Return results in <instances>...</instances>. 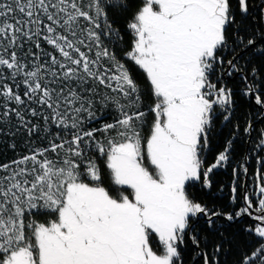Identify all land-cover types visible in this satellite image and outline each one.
Segmentation results:
<instances>
[{"label":"snow or ice","instance_id":"snow-or-ice-1","mask_svg":"<svg viewBox=\"0 0 264 264\" xmlns=\"http://www.w3.org/2000/svg\"><path fill=\"white\" fill-rule=\"evenodd\" d=\"M249 8V0H0V116L23 122L21 109L34 103L58 129L48 146L0 164V264H185L189 242L203 264H218L195 225L222 216L253 220L246 231L257 245L240 264H264V129L253 146L255 202L245 192L242 207L225 211L191 191L210 190L231 162L238 125L222 151L207 153L235 97L264 118V31L249 30ZM124 13L121 58L113 48ZM40 39L53 49L46 61L31 49L18 55L29 41L40 49ZM252 130L248 121L243 132ZM236 194L233 182V204Z\"/></svg>","mask_w":264,"mask_h":264},{"label":"trees","instance_id":"trees-1","mask_svg":"<svg viewBox=\"0 0 264 264\" xmlns=\"http://www.w3.org/2000/svg\"><path fill=\"white\" fill-rule=\"evenodd\" d=\"M250 15L245 23L252 32L264 31V3L262 0H249ZM130 13H124L116 17L115 27L120 29L124 36L122 42L118 46H114L113 50L118 57L123 58L124 52L129 48V35L126 29V22ZM41 48L37 49L32 41L25 44L22 50L18 51V55L23 57V53L28 52L29 49L40 57L39 63H43L48 59L47 53L53 52L52 46L48 45L43 39L39 41ZM105 43H108L107 39ZM230 58V57H229ZM27 60H33L34 57L29 56ZM127 66L132 69V75L137 82L144 87L146 80L143 73L136 69L130 62H126ZM243 63V61H242ZM9 83H11L9 81ZM239 84H235V88H239ZM23 94L24 88L19 89ZM104 91V90H102ZM144 110L152 103V98L148 95L144 96ZM236 107L230 122L218 121L210 135V151H208V159L222 151L225 141L231 139V133L236 131L235 126H239L234 142V153L231 162L218 169L213 175V187L209 189H201L199 184L193 186L191 191L196 197L208 204L209 207L221 208L225 211H234L236 208L243 206V196L245 192L252 196L255 202L258 196L253 195L257 192L255 170L260 167L256 163L255 154L253 153V146L258 142L259 132L264 129V118L260 116L258 106H255L250 99L236 96ZM31 108L37 109V115H31ZM21 109L24 116L22 122L14 114L8 118L0 116V164H8L13 160L19 159L21 156L29 154L30 150L37 147L48 146L49 140L56 134L58 129L49 120H44V115H48V111L40 105L31 104ZM100 106L97 105V108ZM3 109H0L2 112ZM114 112L108 111L102 118L104 122H111ZM150 119V117H149ZM251 121L253 130L250 135L243 132L247 122ZM37 125L38 130L29 135V129ZM92 126H99L98 124ZM48 131H45V130ZM14 145V147H13ZM53 154L49 153L50 158ZM248 158L247 160L245 158ZM102 163V161H101ZM241 165L248 167V173L245 174ZM233 168L238 169V173L233 172ZM235 182L237 187V201L235 204L231 202V187ZM107 183V181H106ZM46 217L39 216L38 219L44 220ZM214 222L210 227L205 218L200 217L196 222V229L201 238L200 248L211 255H214L218 264H240L243 256L250 253L257 245L256 238L246 229L254 224L253 220L247 216L234 219L233 221L226 220L223 216L213 218ZM219 247L220 251L215 252ZM198 250L189 242L184 250L185 264H203L197 255Z\"/></svg>","mask_w":264,"mask_h":264}]
</instances>
